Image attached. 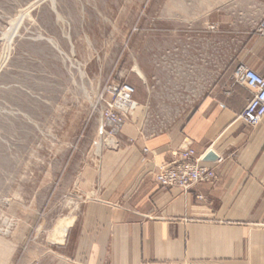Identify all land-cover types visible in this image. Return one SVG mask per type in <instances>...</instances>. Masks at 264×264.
<instances>
[{
	"label": "rangeland",
	"instance_id": "rangeland-1",
	"mask_svg": "<svg viewBox=\"0 0 264 264\" xmlns=\"http://www.w3.org/2000/svg\"><path fill=\"white\" fill-rule=\"evenodd\" d=\"M199 1L0 0V264H52L124 126L147 137L190 114L211 80L187 75L182 41L215 38L182 27ZM123 84L133 102L102 135Z\"/></svg>",
	"mask_w": 264,
	"mask_h": 264
},
{
	"label": "crops",
	"instance_id": "crops-1",
	"mask_svg": "<svg viewBox=\"0 0 264 264\" xmlns=\"http://www.w3.org/2000/svg\"><path fill=\"white\" fill-rule=\"evenodd\" d=\"M193 9L182 27L211 26L215 38L183 40L180 61L196 64L187 75L209 87L171 129L144 137L124 126L97 176L85 175L86 197L52 264H264V119L252 127L239 117L252 92L234 77L240 65L264 75V0ZM186 149L217 179L161 187L156 173ZM209 152L217 158L205 160Z\"/></svg>",
	"mask_w": 264,
	"mask_h": 264
},
{
	"label": "built area",
	"instance_id": "built-area-1",
	"mask_svg": "<svg viewBox=\"0 0 264 264\" xmlns=\"http://www.w3.org/2000/svg\"><path fill=\"white\" fill-rule=\"evenodd\" d=\"M264 29V26H260ZM235 81L245 84L252 92L248 98L240 118L249 126L256 127L264 119V75L258 73L247 65L237 67ZM113 96L116 97L115 103L102 114L105 125L110 127L108 133L106 127H102L100 134L112 135L117 133L124 123V116L113 113V109L126 111L133 102L135 89L130 84L116 86ZM157 183L163 188L180 187L189 190L192 187L205 183L213 182L217 179L216 170L203 163V155H197L194 150L186 149L181 159L173 160L162 165L155 175ZM201 198V196H198Z\"/></svg>",
	"mask_w": 264,
	"mask_h": 264
},
{
	"label": "water",
	"instance_id": "water-1",
	"mask_svg": "<svg viewBox=\"0 0 264 264\" xmlns=\"http://www.w3.org/2000/svg\"><path fill=\"white\" fill-rule=\"evenodd\" d=\"M217 158V155L214 152H209L206 156H205V160H214Z\"/></svg>",
	"mask_w": 264,
	"mask_h": 264
}]
</instances>
